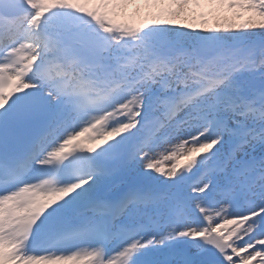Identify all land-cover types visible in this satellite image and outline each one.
<instances>
[{
	"label": "snow or ice",
	"instance_id": "1",
	"mask_svg": "<svg viewBox=\"0 0 264 264\" xmlns=\"http://www.w3.org/2000/svg\"><path fill=\"white\" fill-rule=\"evenodd\" d=\"M0 264H264V0H0Z\"/></svg>",
	"mask_w": 264,
	"mask_h": 264
},
{
	"label": "rangeland",
	"instance_id": "2",
	"mask_svg": "<svg viewBox=\"0 0 264 264\" xmlns=\"http://www.w3.org/2000/svg\"><path fill=\"white\" fill-rule=\"evenodd\" d=\"M193 20H194V19L189 18L188 20H185V21H183V22H186V23H193ZM198 21H199V20H198Z\"/></svg>",
	"mask_w": 264,
	"mask_h": 264
},
{
	"label": "trees",
	"instance_id": "3",
	"mask_svg": "<svg viewBox=\"0 0 264 264\" xmlns=\"http://www.w3.org/2000/svg\"><path fill=\"white\" fill-rule=\"evenodd\" d=\"M194 23H195V24H199V23H200V21H198V20H197V21H196V22H194ZM209 23H211V21H209Z\"/></svg>",
	"mask_w": 264,
	"mask_h": 264
}]
</instances>
